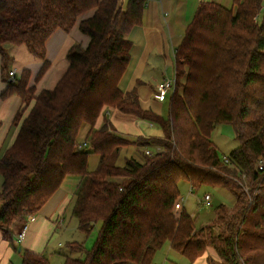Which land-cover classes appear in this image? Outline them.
Wrapping results in <instances>:
<instances>
[{
    "label": "trees",
    "instance_id": "16d2710c",
    "mask_svg": "<svg viewBox=\"0 0 264 264\" xmlns=\"http://www.w3.org/2000/svg\"><path fill=\"white\" fill-rule=\"evenodd\" d=\"M146 0H0L2 69L12 58L6 45H25L49 66L45 42L57 28L79 23L90 37L67 53L68 69L54 88L28 87L30 71L8 80L3 97L19 94L23 107L13 125L17 133L0 155V230L15 244L12 226L35 215L67 175L82 179L72 207L78 228L89 234L102 221L92 250L79 241L63 264H154L165 244L193 263L209 246L221 264H264V0H233V7L202 1L176 48V85L168 116L141 106L135 90L120 80L129 64L128 34L141 24ZM27 72V75L25 73ZM113 107L157 123L162 137L130 139L105 122ZM234 125L237 147L225 162L212 139L216 126ZM84 124L86 146L78 148ZM2 121L0 120V127ZM145 148L119 164L127 147ZM155 146L154 149L150 147ZM146 150L152 152L146 153ZM99 156L89 170V156ZM193 189L224 188L235 201L217 207L210 224L197 228L181 202L179 184ZM18 249V246H15ZM22 264H52L44 253L22 249ZM219 263V264H220Z\"/></svg>",
    "mask_w": 264,
    "mask_h": 264
},
{
    "label": "crops",
    "instance_id": "0c3cea01",
    "mask_svg": "<svg viewBox=\"0 0 264 264\" xmlns=\"http://www.w3.org/2000/svg\"><path fill=\"white\" fill-rule=\"evenodd\" d=\"M202 1L212 0H146L141 24L134 26L128 34V38L132 42V48L130 49L129 64L120 80L122 91L128 93L135 90L144 109L165 116L164 114L170 106L173 91H168L164 95L160 92L158 86L166 77L176 75V48L181 43L187 26ZM123 3L125 6L127 0H123ZM93 13L94 9L81 13L70 30L57 28L48 37L45 46L49 66L45 74L38 80L37 76L40 74L44 60L34 56L25 45L7 44L8 54L12 58L5 72L2 69V56L0 55V120L2 121L0 127V155L16 136L17 127L13 125V119L23 107L22 99L16 92L8 97L2 96L8 86V80L19 79L22 71L28 69L30 71L28 87L34 86L36 93L42 89L54 88L68 69L67 53L70 48L75 43H80L83 47L88 46L90 37L80 30L79 23L82 19L92 16ZM12 69H16L17 72L13 78L9 75V71ZM97 120L96 128H100L107 121L113 125L118 134L127 136L130 139L162 137L164 134L163 129L157 123L113 107L103 108ZM89 130L90 126L87 125L84 132L86 135L82 142L86 140ZM82 142L79 141V143ZM154 147L150 148L154 149ZM139 150L144 151L145 148L127 147L126 158L134 155L140 160L142 154ZM81 180L79 175H67L57 191L52 194L39 212L29 218L27 216L26 219H19L15 222L12 226L14 245H10L3 238L0 230V248L2 250L0 251V264H7L14 252L22 254L19 248L21 250L26 248L39 253H47L46 249L53 235L64 224L66 205L75 195ZM189 187L190 194L184 197L182 193L181 202L186 210L192 214L193 191L195 189L191 187V184ZM216 190L222 193L227 192L224 188H216ZM203 200L206 202L205 196ZM210 200H213L211 195ZM26 222L28 228L25 237L19 240L17 232ZM15 246H19L18 249H15ZM169 250L180 257H185L171 247ZM208 256L214 259L220 258L215 248L209 246L199 259L193 263L189 262L190 264H202L203 261L207 262ZM185 258L188 259V257Z\"/></svg>",
    "mask_w": 264,
    "mask_h": 264
},
{
    "label": "rangeland",
    "instance_id": "374dc122",
    "mask_svg": "<svg viewBox=\"0 0 264 264\" xmlns=\"http://www.w3.org/2000/svg\"><path fill=\"white\" fill-rule=\"evenodd\" d=\"M218 3L223 4L227 7H233V0H214ZM6 50L8 48L6 45ZM27 75V72L25 73ZM169 109V108H168ZM168 109L166 110L165 116H168ZM88 124H84L80 130L79 141H83L85 138V130ZM89 126V125H88ZM234 125L229 123L219 124L212 133V139L215 141L216 145L219 148L220 156H227L231 151H233L237 145L238 141L235 139ZM132 147V146H130ZM138 148V147H137ZM131 149V148H130ZM127 151L124 149L119 157V164L124 165L126 161ZM99 156L92 153L89 156V170H95L98 165ZM2 175L0 174V186L2 184ZM180 191L183 193L184 197L187 194H190V183L186 180L180 181ZM209 193L212 196L213 200L204 202L205 194ZM75 195L66 205V214L63 220V225L56 230L55 235H53L52 240L49 242L45 256L49 259L52 264H63L64 256L67 254L72 257L82 258L86 257V254L83 252H72L67 247L68 242L79 241L82 242L86 250L90 251L94 248L96 241L98 240L100 230L102 228V221H99L97 225L93 228L91 233L84 234L78 228V220L72 216V207L74 204ZM202 200V201H200ZM234 197L230 192H221L217 191L214 188L203 186L200 190L193 191V202H192V215L195 220V225L197 228L210 224L214 221L217 213L216 209L221 204L231 207L234 203ZM194 212V213H193ZM17 222V221H16ZM19 247V246H18ZM169 244H165L161 247L154 259V264H190L189 260L185 257H180L178 254H175L169 250ZM0 251L1 248H0ZM207 259V262L203 261L202 264H219L223 259L217 258L214 259L210 256ZM7 264H22V254L17 252L13 253V256L10 258ZM221 264V263H220Z\"/></svg>",
    "mask_w": 264,
    "mask_h": 264
},
{
    "label": "built area",
    "instance_id": "2783aa9c",
    "mask_svg": "<svg viewBox=\"0 0 264 264\" xmlns=\"http://www.w3.org/2000/svg\"><path fill=\"white\" fill-rule=\"evenodd\" d=\"M10 73H9V75H10V77L11 78H13L15 75H16V69H12V70H10L9 71ZM176 75L175 76H173V77H169V78H167L166 77V79H164L163 81H161L160 83H159V86H158V88H159V90H160V92H162L164 95L168 92V91H173L174 89H175V85H176ZM86 142H82V143H78V148H82V147H84V146H86ZM146 153L147 154H150V153H152V152H150L149 150L147 151L146 150ZM223 158V160L225 161V162H228L229 161V158H228V155L227 156H224V157H222ZM263 165H264V160L263 159H260L259 160V162H258V168L259 169H262L263 168ZM210 200V195L209 194H206L205 195V201L207 202V201H209ZM31 215H29L28 216V218L30 217ZM27 228H28V224H27V222L18 230V232H17V236H19L18 237V239L19 240H21L23 237H25V234H26V231H27Z\"/></svg>",
    "mask_w": 264,
    "mask_h": 264
},
{
    "label": "water",
    "instance_id": "95a60500",
    "mask_svg": "<svg viewBox=\"0 0 264 264\" xmlns=\"http://www.w3.org/2000/svg\"><path fill=\"white\" fill-rule=\"evenodd\" d=\"M19 250L21 251V248H19Z\"/></svg>",
    "mask_w": 264,
    "mask_h": 264
}]
</instances>
